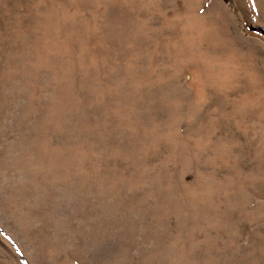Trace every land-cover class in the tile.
Returning a JSON list of instances; mask_svg holds the SVG:
<instances>
[{
    "label": "rangeland",
    "instance_id": "1",
    "mask_svg": "<svg viewBox=\"0 0 264 264\" xmlns=\"http://www.w3.org/2000/svg\"><path fill=\"white\" fill-rule=\"evenodd\" d=\"M0 264H264V0H0Z\"/></svg>",
    "mask_w": 264,
    "mask_h": 264
}]
</instances>
